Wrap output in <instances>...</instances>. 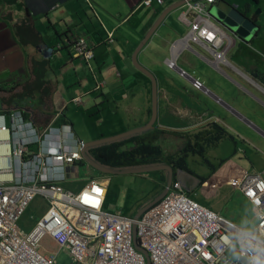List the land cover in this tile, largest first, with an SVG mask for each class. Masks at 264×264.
I'll use <instances>...</instances> for the list:
<instances>
[{"label":"crops","instance_id":"obj_1","mask_svg":"<svg viewBox=\"0 0 264 264\" xmlns=\"http://www.w3.org/2000/svg\"><path fill=\"white\" fill-rule=\"evenodd\" d=\"M87 1L0 0V113L20 112L38 131L67 125L84 143L111 137L148 121L150 83L133 68L131 56L160 14L180 2L162 0L161 5L143 8L138 5L141 0ZM246 2L251 12L259 5L264 7V0ZM176 13L167 15L160 25L170 32L162 38L161 53L147 48L159 26L136 56L142 55L143 61L137 63L147 64L140 66L155 79V127L194 133L211 122L218 124L234 139L222 140L211 151L221 146L222 155L214 160L225 161L222 166L240 167L241 172L232 183L250 171L259 174L264 182V16H257L258 32L248 42L226 33L230 39L226 55L229 64L220 70L207 64L213 71L203 83L211 94L206 96L188 83L184 86L173 82L169 75L174 73L163 65L169 45L177 39L172 32ZM107 34H111L110 40ZM78 37L90 45L92 67L104 82L98 92L93 90L86 65L72 57L71 48L64 45L56 49L60 41ZM195 58L204 63L198 56ZM154 64H162L166 72H152L150 67ZM236 64H247V68ZM212 95L220 102L216 103ZM76 97L79 103H71ZM168 117L184 125L170 129L164 123ZM185 178L189 184L191 178ZM46 209V202L36 198L19 219L18 228L27 233ZM27 210L33 213L32 222L26 219ZM39 251L50 254L56 253L57 248L45 238ZM55 261L71 264L63 252L57 254Z\"/></svg>","mask_w":264,"mask_h":264},{"label":"built area","instance_id":"obj_2","mask_svg":"<svg viewBox=\"0 0 264 264\" xmlns=\"http://www.w3.org/2000/svg\"><path fill=\"white\" fill-rule=\"evenodd\" d=\"M152 3L161 5L162 0H141L140 6L148 8ZM211 3L212 0L187 3L180 12L178 21L187 33L173 43L166 61L169 69L174 68L177 56L188 44L202 49L214 64L223 62L229 45L209 19L207 6ZM71 48L73 56L86 64L92 59L84 40L74 41ZM90 73L95 78L91 70ZM101 86L95 82L96 89ZM191 86L202 90L198 81ZM72 101L76 103L78 99ZM9 120L8 127L0 115V264H54L55 255L37 252L45 237L73 264H144L142 255L132 247L133 236L150 264H254L256 259L264 260V182L260 175L248 172L233 183L251 205L256 224L250 232L198 205L176 183L159 204L133 222L103 212L105 189L102 194L90 189L98 183L76 193L57 185L63 181L64 168L74 170L80 160L77 150L82 143L66 136L67 129L61 134L49 128L37 133L29 125L22 126L18 113ZM59 137L61 146L67 148L57 145L54 153L50 146L59 144ZM32 145L37 148L35 153L29 150ZM36 196L46 200L48 209L29 232H22L17 222ZM229 254H235V259H230Z\"/></svg>","mask_w":264,"mask_h":264},{"label":"rangeland","instance_id":"obj_3","mask_svg":"<svg viewBox=\"0 0 264 264\" xmlns=\"http://www.w3.org/2000/svg\"><path fill=\"white\" fill-rule=\"evenodd\" d=\"M221 1L222 0L217 1V6H214V8H225V5L222 4ZM230 1L232 4L238 7L244 3V0ZM255 11L257 12V16H264L263 5H259L258 8L254 9V12ZM177 15L178 11L174 16L176 20ZM209 15L212 18V14L209 13ZM262 21H264V17L262 18ZM172 32L174 37L181 38L185 34L186 29L183 28L177 21H175V24L172 26ZM224 32L227 33L225 30ZM155 34L156 36H159V39L156 41V36L152 37L151 41L149 40L147 43L148 45H146L147 48L153 47V51L157 54H160L163 45L162 38L165 36V34H170V32L166 31L162 25L157 29ZM165 39L166 38H164V40ZM191 46L195 50H198L192 44ZM239 57L242 56L240 55ZM136 60H138V63H140L139 61H143L142 55H139ZM140 65L146 67L148 66L147 64ZM176 65L184 70L190 77L198 78L204 84L206 79L211 76V71H213L209 65L205 63L200 64L198 59H196L195 56L190 52H182L177 60ZM150 70L154 73L158 72V70L166 72L162 64H154V67H150ZM154 73L152 74L155 75ZM169 77L176 84L187 86V82L179 78L177 75L171 74ZM164 123L168 125L170 129H175L176 126L181 128L182 125H184V122L171 117L165 118ZM114 129H116V127H114ZM177 133L181 134V138L170 136L171 133L170 135L164 133L161 142L165 154H175L176 151H178L183 145L185 140L184 136L187 134H192V132ZM115 135L112 136L114 137ZM220 147L221 146H218L214 151H211V149L207 150L205 154V159L210 165L214 167V174H212L207 166L201 163V159L199 157L189 156L187 159V167L195 175V177L204 178L207 180L204 185L198 187L197 181L193 178L190 179L188 184L186 182L185 176L181 177V181L183 184H185V189L192 200L214 212L218 217L232 223L235 227L249 232L255 226V221L253 220L251 214V208L249 204L241 197L240 193L235 190V184L232 183L233 179L239 174V172H241V169L236 165L222 166V160H214L215 157L222 155L223 151ZM220 162L222 163L220 164ZM160 177L161 175H157V173L142 175H116L107 177L101 176L94 170L87 168L86 165L80 164L76 166L75 173L69 177V182H67L69 184L63 185L65 189L77 192L86 182L91 179L99 178L104 181L108 180V186L105 191L106 201L103 206V211L107 213L120 212L119 214L121 216L126 218L132 217V219H134L137 213L147 205L151 204L163 189L164 182L160 183ZM162 177L165 179L164 174H162ZM105 186L106 182H100L98 185H91L90 189L93 192L102 194L103 188ZM32 215V211L27 210L26 219L32 222ZM39 253H41V251H39ZM228 256L230 259H235V254H229Z\"/></svg>","mask_w":264,"mask_h":264},{"label":"trees","instance_id":"obj_4","mask_svg":"<svg viewBox=\"0 0 264 264\" xmlns=\"http://www.w3.org/2000/svg\"><path fill=\"white\" fill-rule=\"evenodd\" d=\"M243 69L247 64H236ZM252 73V72H251ZM260 77L259 74H254ZM165 134L181 138L177 132H168L153 128L150 131L135 134L119 141L94 146L87 150L88 157L95 164L108 169H129L137 167H147L153 165H166L172 171V181H175L176 171H182L190 176H195L187 167V158L197 156L201 159L203 165H206L211 172L214 167L205 159L207 150L216 147L222 140H233L221 126L211 122L206 124L201 130L192 134L185 135V140L181 148L173 155L165 154L162 148V138ZM161 175L160 183L164 182L162 172H156ZM202 184L205 179L198 178ZM159 183V184H160ZM106 201V199H105Z\"/></svg>","mask_w":264,"mask_h":264},{"label":"water","instance_id":"obj_5","mask_svg":"<svg viewBox=\"0 0 264 264\" xmlns=\"http://www.w3.org/2000/svg\"><path fill=\"white\" fill-rule=\"evenodd\" d=\"M185 1L189 2L192 0H185ZM217 1L219 0H216L215 3L209 8V13L212 14L213 20L223 30H225L230 35L234 36L235 38H238L244 42L250 41L251 38L254 37L256 32L258 31V26L256 25L257 12L255 11L250 14V5L247 2L238 7L232 4L230 0L221 1L222 4L225 5V8H221V7L214 8V6H217L216 5ZM183 4H184V1H180L166 8L160 14V16L156 19V21L153 23V25L150 27L147 33L144 35L142 41L137 46V48L135 49V51L133 52L131 56V64L133 68L136 69L141 74H143L146 78H148L150 82L151 108H150V117H149L148 122L145 125L141 126L140 128L138 127L135 129H131L119 135H115L114 137L112 136V137L84 143L83 146L79 150V154L82 158V161L85 164H87L91 169L103 175H108V176L136 175V174H148V173L157 172V171H164L166 173L165 188L163 189V191L155 198V200L151 204L147 205L145 208L140 210L135 216L134 220L138 219L147 209H149L151 206L158 203L160 200L164 198V196L166 195L167 189L170 186L171 181H172L171 169L168 166L157 165V166H151V167H140V168H131V169H124V170H111L106 167L99 166L95 164L94 162H92V160L87 156L86 150L94 146H99L102 144L119 141L124 138H128L132 135L140 134V133H143V132H146L152 129L153 124L156 119V84H155V80L152 77V75L137 63L136 56L139 53V51L142 49V47L146 44V42L149 40V38L154 33V31L157 29V27L162 23L163 19L168 14L178 10ZM182 176L190 177L189 175H187L186 173L182 171H176L175 180L178 181V183L181 186H183V183L181 181ZM132 245L134 249L142 253V255L145 257L146 264H149L147 261L146 253L137 247L134 238L132 240Z\"/></svg>","mask_w":264,"mask_h":264},{"label":"clouds","instance_id":"obj_6","mask_svg":"<svg viewBox=\"0 0 264 264\" xmlns=\"http://www.w3.org/2000/svg\"><path fill=\"white\" fill-rule=\"evenodd\" d=\"M87 3H88V1L87 0H85ZM180 1H184V4L178 9V10H176V11H178V15H177V21H178V16H179V14H180V12L181 11H183V9H184V6L187 4V3H192V2H196V1H199V0H192V1H189V2H186L185 0H180ZM215 1L216 0H212V3L210 4V5H208L207 6V11H208V16H209V19H210V21L214 24V25H216L218 28H219V30L222 32V34L224 35V37H225V41H224V43H227L229 46L227 47V50L225 51V54H224V56H223V62H221V63H216V64H214V62H213V59L207 54V53H205L202 49H200L199 47H197L196 45H193V46H195L198 50H193V48H192V46H191V44H188V46H187V48L186 49H184V50H182L180 53H179V55L177 56V58H176V60H175V62H174V68L173 69H169L168 67H167V65H166V61L167 60H169V57H170V54H171V48H172V45H173V43H175V42H177V41H179V40H181L185 35H186V33H187V28L185 27V26H183L179 21H178V23L181 25V26H183L185 29H186V32H185V34L180 38H177L175 41H173L170 45H169V49H168V55H167V57L163 60V65L165 66V68L168 70V71H171V72H173L175 75H177L179 78H181V79H183V80H185L188 84H190V87L194 90V91H197V92H200V93H202L203 95H206V96H210L211 94H210V92L204 87V85H203V83H202V81L201 80H199L198 78H193V77H190L184 70H182L181 68H179L176 64H177V60H178V58H179V56L181 55V53L182 52H190V53H192V55H194V56H198L204 63H206V64H211V66H213L216 70H220L221 69V67H224L225 65L227 66V64H229L228 62H227V59H226V55H227V53L229 52V50H230V39L228 38V36L226 35V33L224 32V30L213 20V18H211L210 17V15H209V8L215 3ZM141 2V1H140ZM140 2H139V6H140ZM152 4H155V3H152ZM162 4V3H161ZM155 5H157V4H155ZM88 6H89V4H88ZM152 6V5H151ZM150 6V7H151ZM141 7H143V6H141ZM150 7H148V8H150ZM143 8H145V7H143ZM251 9V8H250ZM175 12V11H174ZM254 12V10L251 12V10H250V14L251 13H253ZM173 13V12H172ZM169 15V14H168ZM256 19H258V17L256 16ZM164 20V19H163ZM257 20H256V25H257ZM161 25V24H160ZM159 25V26H160ZM158 26V27H159ZM258 26V25H257ZM258 28H259V26H258ZM258 32V31H257ZM256 32V33H257ZM227 34H229L228 32H227ZM110 35V36H109ZM230 35V34H229ZM107 38L110 40L111 39V34H107ZM78 39H82V40H84L85 42H86V44H87V46H88V48L90 49V51H91V54H92V59L89 61V63L88 64H86L81 58H77V57H74L73 56V51H72V48H71V44L74 42V41H76V40H78ZM107 39V40H108ZM66 41V44L64 43ZM232 42V41H231ZM58 45H60V47H57ZM67 46V47H70L71 48V55H72V57H74V58H77V59H80L85 65H86V68H87V71H88V73L90 74V77H91V79H92V83H93V90L94 91H96V92H98V91H100L101 90V88L104 86V82H102V81H100L99 79H98V77H97V75H96V73H95V71H94V69H93V67H92V61H93V53H92V50H91V47H90V45L87 43V41L83 38V37H78V38H75V39H73L72 41H68V40H64V41H60L59 43H57L56 44V49H60L62 46ZM143 68V67H142ZM90 70L92 71V73L94 74V76H95V78H93L92 77V75H91V73H90ZM146 70V69H145ZM183 74L182 76H180V74ZM153 77V76H152ZM245 77V76H244ZM154 78V77H153ZM148 79V78H147ZM246 79L249 81V82H253L255 85H257V83L254 81V80H252L251 78H248V77H246ZM155 80V79H154ZM149 81V80H148ZM193 81H198L200 84H201V87H202V90H200V91H198V90H195L192 86H191V83L193 82ZM95 82H97V83H99V84H101L102 83V86H101V88H99V89H96V87H95ZM150 83V82H149ZM156 84V83H155ZM156 92H157V90H156ZM205 92V93H204ZM213 96V95H212ZM215 97V96H214ZM213 97V99L215 100V102L216 103H219L220 102V100L217 98V97H215L214 98ZM74 99H78V101L76 102V103H74L72 100H74ZM150 100H151V90H150ZM71 103H74V104H77V103H79V97H76V98H72L71 99ZM150 108H151V103H150ZM14 113H18L20 116H21V122H22V126L23 125H29L30 127H31V129H33V130H35L37 133H40V132H43V131H45L46 129H48L49 128V130H51V131H53V133H58L59 132V134H61V132L63 131V132H66V129H67V132L66 133H64V134H66V136H72L73 138H75V139H77V140H79L82 144H81V146L78 148V150H77V152H78V154H79V150H80V148L83 146V144H84V142H82L80 139H78L77 137H75L74 136V134L72 133V131H71V128L69 127V126H67V125H63V126H60L59 128L58 127H46L45 129H43V130H40V131H38L37 129H35L30 123H28L24 118H23V116H22V114L20 113V112H13V113H10V114H3V113H0V115H2L3 117H4V119H5V124L9 127L10 126V120H9V117L12 115V114H14ZM149 117H150V111H149ZM156 119H157V115H156ZM156 119H155V122H154V124H153V127H152V129L153 128H156L155 127V125H156ZM148 120H149V118H148ZM8 121H9V123H8ZM148 122V121H147ZM146 122V123H147ZM145 123V124H146ZM144 124V125H145ZM21 126V127H22ZM143 126V125H142ZM139 127H141V126H139ZM133 129H135V128H133ZM151 129V130H152ZM156 129H159V128H156ZM160 130H163V129H160ZM129 131V130H128ZM150 131V130H149ZM164 131H166V130H164ZM20 132H23V131H19V133ZM147 132V131H146ZM168 132H171V131H168ZM172 132H175V131H172ZM24 133V132H23ZM144 133V132H143ZM141 134V133H140ZM69 138V137H68ZM59 139H60V137L58 138V142H59ZM103 139V138H102ZM64 143H68V142H66V140L65 141H63ZM85 143H87V142H85ZM57 145H60V147H62L61 146V144H60V142H59V144H55V146L53 147V146H50V151H52V152H54V153H56V151L58 150V147H57ZM63 149L64 148H67V146L66 147H62ZM29 150H30V152H32V153H35L36 151H37V148L34 146V145H32V146H30V148H29ZM86 154H87V150H86ZM206 154V153H205ZM88 156V155H87ZM79 157H80V160L78 161V162H76L75 164H74V170H72L70 167H65L64 168V170H63V181L62 182H58L57 183V185L62 189V190H64V191H69V192H72V193H76V192H73V191H71V190H68V189H65L64 188V185L63 184H65V185H68L69 183H67V182H69V177L72 175V174H74L75 173V169H76V166H78V165H86V167L87 168H90L87 164H85L83 161H82V158H81V156H80V154H79ZM188 159V158H187ZM202 163V162H201ZM222 162H220V164H221ZM223 163H224V161H223ZM153 166H157V165H153ZM164 166H166V165H164ZM206 166V165H205ZM147 167H151V166H147ZM137 168H140V167H137ZM91 169V168H90ZM129 169H131V168H129ZM93 170V169H92ZM111 170H119V169H111ZM122 170H124V169H122ZM96 172V171H95ZM157 172H162V174H164L165 175V179H164V186H163V189L165 188V182H166V173L164 172V171H157ZM172 172V171H171ZM251 172V171H250ZM98 173V172H97ZM152 173H156V172H152ZM215 173V171H213L212 172V174H214ZM248 173V172H247ZM98 174H100V173H98ZM148 174H150V173H148ZM256 174V173H255ZM101 176H107L108 177V175H103V174H100ZM136 175H142V174H136ZM188 175V174H187ZM259 175V174H258ZM190 176V175H189ZM189 178H193V179H195L196 181H197V186L198 187H201L202 185H204L205 183H206V179H205V181L201 184L200 183V181H199V179H198V177H195V176H190ZM95 180V181H94ZM263 181V180H262ZM100 182H106V186L103 188V189H105V191H106V188H107V186H108V180L107 181H104V180H102V179H99V178H97V179H91V180H89L88 182H86L77 192H79L81 189H83L86 185H89V184H91V183H100ZM174 183H176V184H178L179 185V187L181 188V190L183 191V193L186 195V196H188L189 197V195H188V193H187V191H186V189H185V185L183 184V186H181L179 183H178V181H171V184H170V186L172 185V184H174ZM96 185H98V184H96ZM160 186V185H159ZM169 186V187H170ZM169 187H168V189H169ZM163 189L161 190V192L163 191ZM168 189H167V192H168ZM237 189V188H236ZM238 191V190H237ZM160 192V193H161ZM167 192H166V194H167ZM239 192V191H238ZM159 193V194H160ZM240 193V192H239ZM241 195V194H240ZM166 196V195H165ZM165 196H164V198H165ZM241 197H242V195H241ZM36 198H40V199H42V200H44V198H42V197H39V196H36L33 200H32V202L36 199ZM163 198V199H164ZM190 198V197H189ZM243 198V197H242ZM105 196H104V200H103V206H104V204H105ZM162 199V200H163ZM191 199V198H190ZM244 199V198H243ZM162 200H160L158 203H156V204H154L153 206H151L149 209H147L145 212H147L148 210H150L152 207H154V206H156L157 204H159ZM245 200V199H244ZM45 202H46V200H44ZM194 201V200H193ZM246 201V200H245ZM32 202H30L29 203V205L32 203ZM195 202V201H194ZM247 202V201H246ZM196 203V202H195ZM248 203V202H247ZM46 204H47V209H48V203L46 202ZM198 204V203H197ZM249 204V203H248ZM28 205V206H29ZM199 205V204H198ZM28 206L26 207V209L28 208ZM201 206V205H200ZM249 206H250V208H251V205L249 204ZM203 207V206H202ZM204 208H206V207H204ZM25 209V210H26ZM47 209H46V211H47ZM207 209V208H206ZM102 210H103V207H102ZM209 210V209H208ZM45 211V212H46ZM25 212V211H24ZM45 212H44V214H45ZM103 212H105V211H103ZM144 212V213H145ZM105 213H107V212H105ZM120 212H116V213H107V214H118V215H120L119 214ZM143 213V214H144ZM214 213V212H213ZM24 214V213H23ZM23 214L21 215V217L23 216ZM43 214V215H44ZM142 214V215H143ZM252 214V213H251ZM42 215V216H43ZM141 215V216H142ZM41 216V217H42ZM121 216V215H120ZM141 216L138 218V219H136V220H134V219H132V217H130V218H126V217H123V216H121L122 218H125V219H127V220H131V221H133V222H136V221H138L140 218H141ZM20 217V218H21ZM19 218V219H20ZM220 218V217H219ZM253 218V217H252ZM40 219V218H39ZM38 219V220H39ZM222 219V218H221ZM37 220V221H38ZM224 220V219H223ZM253 220L255 221V219L253 218ZM19 221V220H18ZM36 221V222H37ZM226 221V220H225ZM35 222V223H36ZM228 222V221H227ZM18 223V222H17ZM35 223L33 224V226L35 225ZM230 223V222H229ZM232 224V223H231ZM255 224H256V221H255ZM32 226V227H33ZM18 227V226H17ZM255 227V226H254ZM31 230V229H30ZM29 230V231H30ZM242 230V229H241ZM28 231V232H29ZM132 231H133V233H135V228L133 227L132 228ZM245 231V230H244ZM252 231V230H251ZM250 232V231H249ZM26 233V232H25ZM45 238H48V239H50L49 237H45ZM44 238V239H45ZM133 238H134V240H135V242H136V238L133 236ZM133 238H132V240H133ZM43 239V240H44ZM42 240V241H43ZM51 240V239H50ZM42 241H41V243H42ZM52 241V240H51ZM132 244V243H131ZM136 245H137V242H136ZM40 246H41V244H40ZM40 246H39V248H40ZM132 247H133V245H132ZM137 247L139 248V246L137 245ZM39 248H38V250H37V252L39 253ZM57 248V247H56ZM133 249H134V247H133ZM140 250H142L141 248H139ZM134 250H136V249H134ZM137 251V250H136ZM143 251V250H142ZM60 252H63V251H58L57 250V252L56 253H50V254H41V253H39L40 255H42V256H51V255H55L54 256V264H55V259H56V256H57V254L58 253H60ZM137 252H139V251H137ZM144 252V251H143ZM63 253H65V252H63ZM140 253V252H139ZM66 254V253H65ZM141 255H142V253H140ZM66 256L68 257V255L66 254ZM146 256H147V254H146ZM142 257H143V259H144V264H146V259H145V257L142 255ZM229 257V256H228ZM68 259H69V261H70V263L71 264H73L72 262H71V260H70V258L68 257ZM147 261H148V263L150 264V262H149V260H148V256H147ZM254 264H264V260H261V259H256L255 261H254Z\"/></svg>","mask_w":264,"mask_h":264}]
</instances>
